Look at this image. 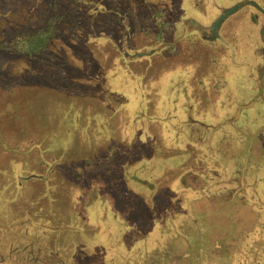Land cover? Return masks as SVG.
I'll use <instances>...</instances> for the list:
<instances>
[{
    "label": "rangeland",
    "instance_id": "obj_1",
    "mask_svg": "<svg viewBox=\"0 0 264 264\" xmlns=\"http://www.w3.org/2000/svg\"><path fill=\"white\" fill-rule=\"evenodd\" d=\"M40 1L0 0V42L8 40L15 33L32 32L45 24L54 8L49 4L52 0ZM125 1L131 7L135 6L136 10H141L131 0ZM183 1L186 3V0H170L175 18L172 16L171 37L166 43L175 44L179 38L197 32L186 29L185 20L190 16L209 26L218 14L216 5L225 3L224 0H206L204 4L205 0H201L194 2L197 7L186 10ZM57 4L56 10L60 13L71 6L69 0H58ZM74 8V17L80 18L78 25H82L77 34H58L56 43L41 55L28 57L0 50V170L4 171L0 176H6L8 162L24 158L23 154L29 146L32 149L37 147L40 152L49 146L50 150L44 151V158L53 160V170L64 178L67 192H71L67 187L72 182L70 177L85 169L87 163L94 172L89 171L87 176L84 175L81 184L86 186L89 179L96 178L101 181L105 179L106 182L112 180L109 189L120 197L116 204L121 208L123 202H131L129 205L137 208L134 216L138 215L137 219L141 221L142 245L148 249L153 244L155 249L156 245L159 246L158 254L164 255L159 258H163L165 264H199L195 252L200 250L208 264H232L236 255L245 252L246 242L259 227L257 224L261 215H257L256 211L264 212V194H244L245 199L237 195L231 203L232 194L214 193L219 185L214 176L222 172L220 165L225 164L227 159L224 151L228 150L230 154L234 142L224 141L216 150L204 140L209 137L198 129L199 126L195 131L192 127L190 142H186L184 148L180 147L183 141H177L179 147L176 149V141L166 140L168 132L175 130L177 133V126L167 119V113L174 108L172 101L179 100L186 89L185 101L190 106L199 107L196 98H192L195 94L192 95L189 84L193 66H183L194 57L181 53L185 51L184 45L190 49V53H194V50L201 52V49L193 44V37H190L184 44L178 41L169 51L165 50V45H160V54L150 56L154 62L152 65L146 58L137 61L135 52H148L151 48L158 51L157 41L153 43L154 35L145 37L141 32H135L123 11L120 18L124 26L113 24L95 29L94 17L108 12L101 0H81ZM70 13L69 10L68 16ZM102 17L95 21L101 22L106 18L105 15ZM110 19L114 20L112 16ZM60 27L62 31L66 29L64 23ZM238 40L236 38L237 43ZM198 42L201 47L204 46L201 38ZM124 53L129 55L128 59ZM194 62L201 67V62ZM206 62L207 66L200 70L195 82L198 94L204 92L207 83L216 86L214 74L218 64L210 59ZM146 64L153 66L151 81L145 75ZM150 67L147 70H151ZM36 81L42 83L38 93L31 91L34 87H29ZM52 86L54 90H51ZM32 102H36L37 106L29 113ZM199 114L202 118L200 121L208 125L215 124L219 117L214 101ZM169 142L170 145H167ZM136 152L141 155L138 156ZM35 153L28 154L32 156L27 159L26 174L34 176L35 182H39L41 174L47 175V166L41 172L40 168L33 166V158L38 157ZM177 153L185 161L183 165H175L178 159L172 158H176L173 156ZM138 158L142 159L139 163L135 161ZM159 162L166 167L160 166ZM153 164L158 166V170L153 177H149V167ZM199 164L203 168L200 169ZM118 166H121V170L125 169L127 181H124L126 179L118 171ZM177 166L187 174L182 178L183 182L171 185L170 190L176 194H170V178L163 177L177 175ZM105 170L113 172L111 178L103 175ZM197 177L209 184L210 194L193 193L191 189L199 187L198 182L194 181ZM55 186L59 188L52 192L51 199L47 197L43 200L40 212L36 211L34 204L39 194H25L26 206H11L16 212L4 211V204L0 202V264H93L96 256L103 257V247L98 241L93 243L94 248L88 244V238H92V235L84 226L85 221L96 216L97 209L83 208L81 214L75 215L73 200L76 192L60 194L63 185L55 181ZM129 187L136 194L144 193L143 197L134 196ZM149 191L154 193L148 194ZM150 196L154 201L150 202ZM260 203L263 207L259 206ZM104 204L110 215L111 198L108 197ZM27 208L31 221H26L30 224L25 227V223L19 222L24 216L21 213ZM51 208L54 213L50 215L55 216L52 224L59 227L58 231L55 229L60 233L57 237L59 243L56 242V232L51 230L49 234L45 225L41 224L50 222L51 218L44 213ZM72 212L73 221L69 218ZM176 213L177 225L173 228L168 220L171 214ZM184 214H188V217L186 219L185 216L186 222L181 224ZM32 221L40 224L33 227ZM10 223L14 225L12 228ZM74 224L75 227L79 225V230L72 231ZM4 226L9 229H2ZM185 241H190L192 249L187 250ZM115 245L120 246L116 241ZM261 245L264 246L258 244ZM141 252L145 254L142 246ZM154 257L158 258V255ZM39 259L45 260V263ZM108 261L105 259L104 262Z\"/></svg>",
    "mask_w": 264,
    "mask_h": 264
},
{
    "label": "flooded vegetation",
    "instance_id": "obj_2",
    "mask_svg": "<svg viewBox=\"0 0 264 264\" xmlns=\"http://www.w3.org/2000/svg\"><path fill=\"white\" fill-rule=\"evenodd\" d=\"M261 1L262 0H224L223 2L225 3H220V5H224L220 7L221 10L218 8L220 5H216L218 8L216 10L217 12L219 10V14L210 22L209 26H205L201 20L192 19L191 16L185 20V22H187L186 29L189 28L190 30L188 32L197 30L196 33L200 34L204 40L214 42V46L211 47V54L215 57L216 61L218 60L221 64L220 68L217 67L215 74L218 85L215 89L205 85L204 92H201L203 95L201 93L198 94L195 86V82L198 80L199 76L198 65L196 62L190 61L189 64L191 63L192 65L186 64L183 66H193L189 77V84L192 95L195 94V97L191 96L193 99L196 98V100H198L199 107L196 108L188 105L185 101L187 97L185 96V89V94L181 95L179 100L172 101L174 108L170 113H167L169 122L177 126V128H175L177 133L175 134V130H173V132L171 131V133L168 132L166 140L172 142L183 141L180 147L184 148V144L190 142V131L192 127L195 131L197 126H199L198 129L203 131L205 135H208L209 138H204V140L209 142L210 145H213L216 150H218L219 144H222L224 141L234 142L230 154L228 150L224 151L227 159L225 160V164L220 165L222 166V172L219 176H214L216 178L215 182L219 184L218 187L215 188L214 193L232 194L231 203L235 201L234 199H236L237 195L239 198L245 199L244 194H264V2ZM205 3L206 0L204 1V4ZM191 6L197 7L198 5L192 4ZM191 6L190 8H192ZM200 6L203 8L202 5ZM198 11L201 10L198 9ZM226 11H230V13L223 20L217 22L218 18ZM172 16L174 17V15ZM183 28H185V26H183ZM237 33L240 34V36L238 35L239 37H236ZM236 38L240 39L238 40L239 43H237ZM223 51L226 53L224 56H222ZM159 53L160 50L157 52L150 50L149 52H135V55L137 56V61H141L139 60L140 58H146L151 61L150 56ZM128 56L129 55L124 53L126 59H128ZM131 56H133V54H131ZM41 86L42 83L40 81H36L35 84L29 85L31 88L34 87V89L31 90L34 93H38L41 90ZM206 100L208 101L207 104H205ZM213 101L219 117L215 124L208 125L207 122L200 121L202 118L199 113ZM194 102L195 101H193V104ZM36 106L37 103L32 102V105H30L31 109H28V112L30 113ZM177 143H175L176 149L179 147V143ZM167 145H170V142ZM30 147L31 146H29V149L23 154L24 158L20 157L21 159L19 160L14 159L8 162L6 164V176H4V178L0 176V202L4 204V211L8 209L16 212L17 210L12 209L11 206L13 204L26 206V202L24 201L25 194H39L34 204L36 205V211L40 212L43 200L47 197L51 199L52 192L56 191V188H59L55 186L56 181L57 184L63 185L60 187V194H71V192H76L73 200L75 215L76 213L82 212L83 208L86 210L97 209L96 216L85 221L84 224V226L87 227L85 229H88V233H90L89 235H92L90 236L92 238H88L90 247L94 248L93 243L97 241L99 242L98 244L103 247V257L101 255L96 256L92 261L93 264H143L144 258L145 260L150 257L153 260L156 259L154 256H156L157 250L154 248V244L150 249H148L146 245L145 247L142 245L143 232L140 231L141 221L137 219L138 215L134 216L137 208L130 206L129 204H132L131 202L128 204L123 202L120 204L121 208H119L116 202L120 200V197H116L115 195L117 193L109 189V181L106 182L105 179L101 181L96 178L94 180L89 179L86 186L81 184L80 180L84 175L87 176L89 171L94 172L92 167H89L87 163L85 169L77 172L76 176L70 177L72 182H70L67 187L71 189V192H67L65 190L64 178L53 170V160L49 161L44 158V151L46 152V149L49 147L43 152H40V149L37 147L36 149ZM4 150H7V148H4ZM31 152H36L35 154L38 156L37 158H33V166L40 168V172L44 171L45 168L43 169V167L47 166V169H45L47 175L41 174V179H38V181L40 180L39 182H35L36 178H34V176L30 177L29 173L26 174L28 169L27 159H30L32 156H28V154ZM173 157L176 158L172 159H178L175 165L184 164L185 161L180 159L179 153ZM139 159L140 158L135 159V161L139 163L142 160ZM159 163L160 166H163L161 162ZM157 167L158 166L154 164L149 167L151 168L149 177H153V173L158 170ZM177 167L178 168L175 169L177 175H166L163 177L170 178L171 183L168 185L170 194H176L170 190L171 185L175 186V183L183 182L182 178L187 174L186 171L180 170V166ZM201 168H203V166H200V169ZM119 172L123 175V178L126 179L125 181H127L128 178L125 174V169ZM3 173L4 171L0 170V174ZM10 174H12V178L9 179ZM199 176L201 177V174ZM133 179L136 180L135 177ZM194 181L199 184V187L191 189L194 194L211 193L208 183H204L199 177L194 179ZM151 188L152 187H150L149 190ZM129 191L132 192L133 189L129 187ZM133 192L135 193L133 194L134 196L143 197L142 195L144 193L139 194V192H137L136 194L135 191ZM153 193V191L148 192V194ZM73 196L74 194H72L71 197L73 198ZM108 197H110L112 201V208L109 209L110 215L106 212V206L104 204V202H107ZM47 213L45 212L44 215H49L51 218L49 219L50 224H41L45 225L49 234L51 230L52 232H56V242L59 243L58 238L60 233L57 232L59 227L53 226L52 223L55 216L52 215L51 217L50 215L54 213L53 209L47 210ZM21 214L24 216L19 223H25L26 227L30 224L26 221H31L28 208L24 209V212ZM256 214H260V212L257 210ZM174 215L177 216L178 213L171 214L168 220L170 226L173 228L177 225ZM185 216L187 219L188 214H184L181 224L186 222ZM69 218L71 221L74 220L73 212ZM56 220L60 221L58 219ZM31 224L33 227H38L37 225L40 223L32 221ZM9 225L11 228L14 226L13 223ZM78 226L79 225H76V228L74 224L72 231L75 229L79 230ZM2 229L8 230L9 228L4 226ZM55 229H57V231ZM83 229L84 227L81 230ZM261 229L264 230V223ZM229 238L232 239V236ZM115 241L119 243V247L115 245ZM190 241H185L187 250L193 247ZM146 244L148 245V243ZM141 246L145 254L141 252ZM200 251L195 252L197 253V261L200 260ZM112 252H115L113 256L110 255ZM204 258L206 259V257ZM105 259L109 261L104 262ZM39 260L45 263V260Z\"/></svg>",
    "mask_w": 264,
    "mask_h": 264
},
{
    "label": "trees",
    "instance_id": "obj_3",
    "mask_svg": "<svg viewBox=\"0 0 264 264\" xmlns=\"http://www.w3.org/2000/svg\"><path fill=\"white\" fill-rule=\"evenodd\" d=\"M56 1L58 2V0H52V2L49 3L51 7L54 8V10H53V14L49 16L47 20L45 21V24L35 28L32 32L15 33L8 40H3L2 42H0V50L2 51L6 50L11 53L25 54L29 57H34L37 55H41L42 53L50 49L51 46L54 45V43H56L55 41H57L56 37L58 34H61L62 32L63 33L72 32L73 35H76L82 25H78V21H77L81 19L80 18L76 19L74 17L75 16L74 7L81 0H69L71 3V6L70 7L68 6L66 10L61 13L56 10L58 6ZM101 1H103V3L105 4L108 12L100 13L94 17L93 21H94L95 29H97L98 26L107 27L108 25L110 26L113 24L124 26V23L121 22V18H120L121 16L120 13H122L123 11V13H125L129 17L131 27L134 29L135 32H138V33L141 32L142 34H144L145 37H148L150 34L154 35L153 43L154 41H157L158 48H159L158 51L162 50V47H160V45L162 46L165 45L164 47L165 50L169 51L173 48V46H175V44L178 43V41L181 40L180 41L181 43L183 42L185 43V41H187L188 38L193 37L192 38L194 40L193 44L197 45L199 49H201V52H197L198 50L197 51L194 50V53H190V49H187L186 46L184 45L185 51L184 53H181V54H187L190 57H194V58H190L191 62H194L196 60L201 62L200 63L201 67L197 66L198 73H200V70L203 69L204 66L206 65L207 63L206 60L210 59V60H213V62H216L215 57L211 54V49H212L211 47L214 46V42H209V41L204 40V38H202L200 34L195 33L192 36L191 34L185 35L184 37L181 36L182 38H179V39L177 38L178 40L175 44L170 43V42L166 43L168 42L169 37H171V26L173 22L172 11H173L174 6L171 5L170 0H145V1L144 0H131V2L134 5L136 4L139 7V9H141L140 11H138V9L136 10L135 6L131 7V5H129V3L125 0H101ZM39 2L41 1L35 0L34 3H39ZM194 2L199 3L200 0H186V3L184 2V6L186 10L190 9V6L194 4ZM34 3L31 4L32 7L34 6ZM14 5L16 7V4ZM223 6L224 5H220L218 6V8L220 9V7H223ZM69 10L71 11L70 16H68L67 14ZM140 14L142 15L139 16ZM102 15H105L106 18H104L101 22L100 21L96 22L95 21L96 18H100V19L103 18ZM110 16H112L114 20H111ZM63 23L66 25V29H63L64 31H62L60 27ZM88 29L90 30V28ZM199 38H201V40L205 42L203 44L204 45L203 47H201L198 42ZM151 50L155 51L156 49L151 48ZM202 50H204V52ZM150 63L151 65L154 64L152 60L150 61ZM150 66L146 64L144 67L145 68L144 70L147 73L145 74L147 76V80H149V78L151 77L153 78L154 76V72H152L153 66L151 67ZM149 67L151 68V70H147ZM51 88H52L51 90H54V86H52ZM137 155L140 156L141 154L137 153ZM117 169L118 171H121V166H118ZM112 173L113 172L111 170L103 171V174L107 177V179L111 178ZM111 181L112 180H109V184L111 183ZM150 199H151L150 202L154 201L152 197ZM260 204L259 206L263 207V204L261 205ZM149 205L147 204V206ZM257 215H261L260 219L258 220L259 222L257 224L259 227L254 230L255 234L253 235L252 238L249 239V242H246V245L244 247L245 252L243 251V254L236 255V258H234L232 264H263L264 263V246L262 245L258 246L259 243L264 244V238H263L264 230L261 229L262 224L264 223V218H263L264 212L262 213L260 211V214H257ZM259 233L260 235L258 237ZM261 235L262 237H260ZM156 247H157L156 256L158 255V258L154 260L151 259V257L148 258L147 260H145L144 258L143 264H165L166 263V262L165 263L162 262V260H164L163 258H159L161 255H163L161 253L158 254V251H160L159 250L160 247L157 245ZM255 247L257 249H254ZM252 253H254V255H252ZM196 262H198L199 264H208L205 258L202 256V254L200 256V260Z\"/></svg>",
    "mask_w": 264,
    "mask_h": 264
},
{
    "label": "crops",
    "instance_id": "obj_4",
    "mask_svg": "<svg viewBox=\"0 0 264 264\" xmlns=\"http://www.w3.org/2000/svg\"><path fill=\"white\" fill-rule=\"evenodd\" d=\"M224 55H226V53L223 51V52H222V56H224ZM216 64H218L217 67L220 68L221 64H220V62H219L218 60L216 61ZM214 75H215V74H214ZM216 79H217V78L215 77L214 80H216ZM207 85L210 86L212 89H215V87H217L218 83H217V80H216V86H214V85H210L209 83H208ZM195 100H196V99H195ZM196 101H198V100H196Z\"/></svg>",
    "mask_w": 264,
    "mask_h": 264
},
{
    "label": "water",
    "instance_id": "obj_5",
    "mask_svg": "<svg viewBox=\"0 0 264 264\" xmlns=\"http://www.w3.org/2000/svg\"><path fill=\"white\" fill-rule=\"evenodd\" d=\"M229 13H230V11H226L223 15H221V16L218 18L217 22H220L221 20H223V19H224Z\"/></svg>",
    "mask_w": 264,
    "mask_h": 264
}]
</instances>
